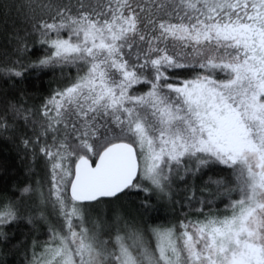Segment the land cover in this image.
I'll list each match as a JSON object with an SVG mask.
<instances>
[{
  "label": "snow or ice",
  "instance_id": "6c2138e0",
  "mask_svg": "<svg viewBox=\"0 0 264 264\" xmlns=\"http://www.w3.org/2000/svg\"><path fill=\"white\" fill-rule=\"evenodd\" d=\"M0 25V77L60 73L4 100L45 176L0 193V264H264V0H0Z\"/></svg>",
  "mask_w": 264,
  "mask_h": 264
},
{
  "label": "trees",
  "instance_id": "16d2710c",
  "mask_svg": "<svg viewBox=\"0 0 264 264\" xmlns=\"http://www.w3.org/2000/svg\"><path fill=\"white\" fill-rule=\"evenodd\" d=\"M15 20V17L12 18ZM30 47L32 41L29 40ZM14 44H9L3 25H0V63H3L5 53H8L11 58L12 49ZM42 54V49L38 46L25 57V61L28 62L31 59L37 58ZM60 80V73L57 71L55 74L50 71L41 72H28L25 74L24 79H16L9 82L5 78L0 77V114L3 113L4 100L14 99L17 101L23 100L28 106L38 108L41 103V99L44 95H47L51 88L55 87ZM22 122L19 132L12 139H4L0 137V193H2L5 186L9 191H13L16 188L23 187L26 184H35L36 179H41L45 176V166L42 160H37L35 164L32 162L31 155H25L22 145L19 144V135L24 132ZM30 135V133H29ZM31 172V174H30ZM222 175V174H221ZM208 178L207 175L203 177L204 180ZM192 181L190 180V183ZM202 180H196L197 185L201 184ZM181 188L183 185L180 186ZM17 195L19 193L17 192ZM33 199L26 201L29 207L33 204ZM155 203V197H153ZM139 199L137 197H128L115 205L125 215H136L137 205ZM108 214H111L110 212ZM16 238L18 240H24L25 238L30 243L33 235H40L39 233H31L26 225H21L20 228L14 229ZM42 232L45 229L41 230ZM43 239L44 237L41 236ZM9 264H23V249L20 252H16L8 256Z\"/></svg>",
  "mask_w": 264,
  "mask_h": 264
},
{
  "label": "rangeland",
  "instance_id": "374dc122",
  "mask_svg": "<svg viewBox=\"0 0 264 264\" xmlns=\"http://www.w3.org/2000/svg\"><path fill=\"white\" fill-rule=\"evenodd\" d=\"M109 215H111V214H109Z\"/></svg>",
  "mask_w": 264,
  "mask_h": 264
}]
</instances>
